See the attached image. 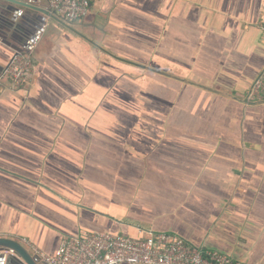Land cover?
<instances>
[{"label": "crops", "instance_id": "0c3cea01", "mask_svg": "<svg viewBox=\"0 0 264 264\" xmlns=\"http://www.w3.org/2000/svg\"><path fill=\"white\" fill-rule=\"evenodd\" d=\"M261 22L263 0H91L29 37L21 89L0 37V237L162 232L264 264Z\"/></svg>", "mask_w": 264, "mask_h": 264}, {"label": "built area", "instance_id": "2783aa9c", "mask_svg": "<svg viewBox=\"0 0 264 264\" xmlns=\"http://www.w3.org/2000/svg\"><path fill=\"white\" fill-rule=\"evenodd\" d=\"M48 3L50 10L67 24L85 18L91 10V0H48ZM259 28L264 31V22L259 23ZM31 65L30 56L14 55L6 72L15 88L29 85ZM248 100L264 101V70L250 89ZM24 243L29 244L27 240ZM32 248L46 264H243L227 254L201 251L180 236L162 232L139 238L89 233L65 239L51 255Z\"/></svg>", "mask_w": 264, "mask_h": 264}, {"label": "water", "instance_id": "95a60500", "mask_svg": "<svg viewBox=\"0 0 264 264\" xmlns=\"http://www.w3.org/2000/svg\"><path fill=\"white\" fill-rule=\"evenodd\" d=\"M40 0H0V37L16 54H23L30 36L40 37L51 20L63 26L66 23ZM0 264H46L32 254L22 243L0 237Z\"/></svg>", "mask_w": 264, "mask_h": 264}]
</instances>
